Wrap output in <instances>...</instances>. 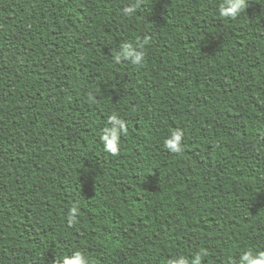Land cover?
<instances>
[{"label":"trees","instance_id":"trees-1","mask_svg":"<svg viewBox=\"0 0 264 264\" xmlns=\"http://www.w3.org/2000/svg\"><path fill=\"white\" fill-rule=\"evenodd\" d=\"M224 3L0 0V264L264 252V0L236 20ZM143 39L142 65L115 63ZM177 129L182 154L165 144Z\"/></svg>","mask_w":264,"mask_h":264},{"label":"clouds","instance_id":"clouds-1","mask_svg":"<svg viewBox=\"0 0 264 264\" xmlns=\"http://www.w3.org/2000/svg\"><path fill=\"white\" fill-rule=\"evenodd\" d=\"M136 6L127 7L124 9V15L131 17L137 11ZM248 8V0H225V3L220 7V14L225 19L236 20L245 9ZM148 39L138 40L136 46L132 44H124L122 51L116 54L114 57L116 64L124 63L125 61L131 62L134 65L140 66L146 60V53L142 51L146 48ZM140 49V50H138ZM92 102H96V98L90 95ZM109 127H105L103 135L101 137L105 151L114 156L120 155V141L122 135H127L128 129L125 121L121 120L117 115H112L107 121ZM184 133L182 130H174L165 144L167 149L173 154H182L184 151L183 145ZM80 215L78 206H74L70 212L69 224L74 226L79 223L77 219ZM203 255L207 253L197 254L192 264H202ZM56 264H59L57 261ZM63 264H89L88 259L82 252H77L73 257H65ZM169 264H189L186 258H180L179 260H171ZM241 264H264V252L254 254L252 251H248L241 258Z\"/></svg>","mask_w":264,"mask_h":264}]
</instances>
